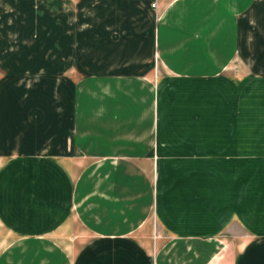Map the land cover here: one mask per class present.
Segmentation results:
<instances>
[{"label":"crops","instance_id":"0c3cea01","mask_svg":"<svg viewBox=\"0 0 264 264\" xmlns=\"http://www.w3.org/2000/svg\"><path fill=\"white\" fill-rule=\"evenodd\" d=\"M152 2L91 0L83 19L81 0H0V223L40 229L0 264H264V202L240 204L232 127L241 73L264 77V0H158L157 18ZM152 51L167 76L144 125ZM144 136L153 176L138 143L108 141ZM67 211L76 247L49 236Z\"/></svg>","mask_w":264,"mask_h":264},{"label":"rangeland","instance_id":"374dc122","mask_svg":"<svg viewBox=\"0 0 264 264\" xmlns=\"http://www.w3.org/2000/svg\"><path fill=\"white\" fill-rule=\"evenodd\" d=\"M50 2L60 1V0H47ZM71 1V0H70ZM91 0H81V3L87 2L85 5H81L79 14L81 18L87 19V9ZM166 1V0H164ZM152 5H155L154 16L157 18L158 15L163 12L161 5L158 6V0H153ZM71 9V8H69ZM70 12V10H69ZM144 18H149L148 16L140 11ZM50 13H54L53 9L50 10ZM88 29V28H86ZM95 32V31H94ZM101 33V32H95ZM132 39L131 36H129ZM94 39H90L87 43L89 45L88 54H95L99 56L104 51L106 44L100 40L96 41L97 36H92ZM129 40V42H130ZM109 45V44H108ZM81 50H85L83 47ZM96 50V51H95ZM152 55L148 59V63L141 67L143 69L142 73H139L138 78L141 83L144 85L143 91V100H144V125L149 121L150 115L152 112L149 110V103L152 98V95L155 93V82L158 78H161L167 72L166 64L164 60L152 51ZM86 54V52L84 53ZM80 55V61L86 63L87 55ZM91 59L94 56L89 57ZM88 59V60H91ZM142 98V97H141ZM213 103V102H211ZM211 103H209L211 105ZM148 104V105H147ZM234 109V122L233 129H237L240 132V135L243 133L245 137H240V152L236 154L235 157L238 161V177H239V194H240V204L241 206L251 207L256 205H263L264 202V77H259V75L241 73L240 75V89L238 93V102L235 103ZM203 109V107H202ZM212 109V108H211ZM244 112V115H250L251 118L242 120L241 115ZM241 115V116H240ZM207 120V129L211 131H216L219 126L217 122L208 114ZM242 120V121H241ZM125 121V118H124ZM126 122V121H125ZM104 129V127L102 128ZM151 129V127H150ZM147 130V129H146ZM145 130V131H146ZM130 134V130H126ZM124 132V133H125ZM209 132V133H210ZM123 133V134H124ZM126 134V133H125ZM124 134V135H125ZM252 135V136H251ZM110 139V140H108ZM105 138V141H110L111 144L115 143H128L135 145L138 143L139 156L145 157V167L149 172V175L153 176L152 172V161L156 160L155 150L151 151V136L150 138H124V137H113ZM136 141V142H135ZM251 143V144H250ZM144 149V150H143ZM118 151L122 152L123 149L118 147L114 149L113 154H116ZM74 171L73 179L80 172L82 165L78 166ZM65 229H61L60 233L53 232L49 233V236L53 239H58L60 243L65 247H76L78 243L87 238L85 233L82 231L80 225L77 223L72 212L67 211L65 215ZM7 224L5 222L0 223V252L1 250L13 239L20 238L28 235V233L40 232V229H7Z\"/></svg>","mask_w":264,"mask_h":264},{"label":"built area","instance_id":"2783aa9c","mask_svg":"<svg viewBox=\"0 0 264 264\" xmlns=\"http://www.w3.org/2000/svg\"><path fill=\"white\" fill-rule=\"evenodd\" d=\"M152 8H155V5H152Z\"/></svg>","mask_w":264,"mask_h":264}]
</instances>
